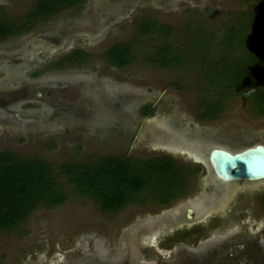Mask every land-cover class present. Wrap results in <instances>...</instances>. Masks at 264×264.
I'll return each mask as SVG.
<instances>
[{"label":"rangeland","instance_id":"rangeland-1","mask_svg":"<svg viewBox=\"0 0 264 264\" xmlns=\"http://www.w3.org/2000/svg\"><path fill=\"white\" fill-rule=\"evenodd\" d=\"M36 1L0 0V14L23 18ZM242 9L244 0H85L1 41L0 149L43 157L57 173L63 163L108 155H172L201 168L193 173L188 196L213 194L212 208L189 222L220 224L223 229L216 232H234L244 225L257 235L264 225L259 201L264 179H218L208 155L215 145L239 150L253 140L264 142V116L254 113L247 97L238 96L218 118L199 119L204 97L200 68L193 61L162 65L154 56L163 38L140 29L143 18L169 25V42L183 53L182 45L200 33L199 26L217 32ZM118 43L135 49L130 64L117 66L106 57ZM76 48L90 54L82 64L51 67ZM186 52L192 59L191 50ZM147 104L155 108L153 115L143 112ZM58 180L67 196L64 203L40 205L14 229L0 230V264H62L84 247L86 238L126 245V230L139 222L141 228H153L154 218L167 208L149 199L104 211L79 194L65 175ZM183 199L170 207L186 202ZM262 255L252 264H264Z\"/></svg>","mask_w":264,"mask_h":264},{"label":"trees","instance_id":"trees-1","mask_svg":"<svg viewBox=\"0 0 264 264\" xmlns=\"http://www.w3.org/2000/svg\"><path fill=\"white\" fill-rule=\"evenodd\" d=\"M85 0H37L23 18L0 14V42L29 31L37 23L55 17ZM217 32L204 30L193 35L177 53L169 42L172 28L152 18H143V34L163 38L154 59L162 65H183L193 61L200 68L204 97L198 107V118L212 121L220 116L235 97H247L256 115L264 116V0H244V9L232 16ZM216 33H220L219 36ZM186 47V48H185ZM191 50L192 59L186 56ZM129 44H115L106 57L117 66L130 64L136 54ZM88 51L76 48L51 67L80 65ZM37 75V74H36ZM153 115L151 104L143 106ZM199 166H190L169 154L147 159L129 155H108L87 162H69L55 166L40 156H23L12 149H0V230H11L24 222L40 205L64 203L66 194L58 180L65 175L75 190L92 198L104 211L122 209L131 203L169 204L189 189L190 179ZM264 204V195L261 200Z\"/></svg>","mask_w":264,"mask_h":264},{"label":"flooded vegetation","instance_id":"flooded-vegetation-1","mask_svg":"<svg viewBox=\"0 0 264 264\" xmlns=\"http://www.w3.org/2000/svg\"><path fill=\"white\" fill-rule=\"evenodd\" d=\"M192 179L188 191L178 198L185 197L186 202L174 207H170L173 202L161 204L167 208L154 218L153 228H141L140 222L135 224L136 228L124 233L128 240L123 246L114 247L109 240L106 243L100 238L88 242L86 238L84 247L76 250L74 256H66L62 264H252L263 256L264 225L255 235L244 225L234 232H216L223 229L220 224L203 227L204 224L189 222L202 218L214 201L211 192L188 196L193 190ZM207 179L211 186L215 183L214 186L221 187L216 180ZM199 198L202 200L197 201Z\"/></svg>","mask_w":264,"mask_h":264},{"label":"water","instance_id":"water-1","mask_svg":"<svg viewBox=\"0 0 264 264\" xmlns=\"http://www.w3.org/2000/svg\"><path fill=\"white\" fill-rule=\"evenodd\" d=\"M209 160L218 178L227 181L264 179V142L253 140L239 150L215 145Z\"/></svg>","mask_w":264,"mask_h":264},{"label":"bare ground","instance_id":"bare-ground-1","mask_svg":"<svg viewBox=\"0 0 264 264\" xmlns=\"http://www.w3.org/2000/svg\"><path fill=\"white\" fill-rule=\"evenodd\" d=\"M211 151V150H210ZM215 173V172H214ZM217 176V175H216Z\"/></svg>","mask_w":264,"mask_h":264}]
</instances>
